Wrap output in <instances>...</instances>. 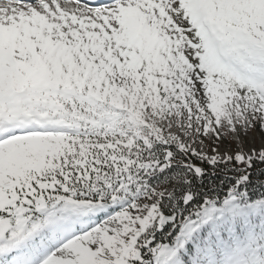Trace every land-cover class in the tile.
Segmentation results:
<instances>
[{"label": "snow or ice", "instance_id": "obj_1", "mask_svg": "<svg viewBox=\"0 0 264 264\" xmlns=\"http://www.w3.org/2000/svg\"><path fill=\"white\" fill-rule=\"evenodd\" d=\"M257 130L264 0H0V264H264Z\"/></svg>", "mask_w": 264, "mask_h": 264}, {"label": "rangeland", "instance_id": "obj_2", "mask_svg": "<svg viewBox=\"0 0 264 264\" xmlns=\"http://www.w3.org/2000/svg\"><path fill=\"white\" fill-rule=\"evenodd\" d=\"M242 143L243 149L247 152L249 149H259L262 144H264V133L260 131H251L247 136H244L242 133L239 139L233 138L231 142H225L221 145V152H224L226 149L229 150V154L232 151H235L237 145ZM230 144V146H229Z\"/></svg>", "mask_w": 264, "mask_h": 264}]
</instances>
